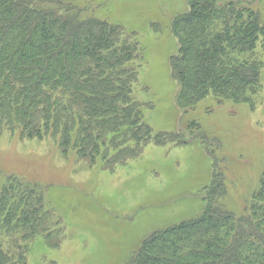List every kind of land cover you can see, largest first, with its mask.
Masks as SVG:
<instances>
[{"label": "trees", "instance_id": "1", "mask_svg": "<svg viewBox=\"0 0 264 264\" xmlns=\"http://www.w3.org/2000/svg\"><path fill=\"white\" fill-rule=\"evenodd\" d=\"M75 1L0 0V136L51 138L64 156L74 151L108 172L140 159L149 145L187 146L181 132L155 133L148 120L154 103L136 95L144 58L139 34L82 18ZM260 2L191 0L173 19L178 51L170 70L179 109L208 95L254 109L264 71ZM200 137L212 159L202 215L152 233L126 264H264V172L237 217L217 202L224 175L207 135ZM53 218L37 185L8 177L0 185V264H29L37 241L60 250L62 220Z\"/></svg>", "mask_w": 264, "mask_h": 264}, {"label": "rangeland", "instance_id": "2", "mask_svg": "<svg viewBox=\"0 0 264 264\" xmlns=\"http://www.w3.org/2000/svg\"><path fill=\"white\" fill-rule=\"evenodd\" d=\"M260 1L255 9L264 16V0ZM190 2L73 3L82 18L107 19L139 34L144 58L136 95L154 103L148 120L155 133L181 132L189 144L149 145L140 159L108 172L79 161L74 151L64 156L51 138L0 136V185L10 176L37 185L54 223L62 220L61 249L49 251L37 241L29 264H45L44 257L57 264H126L152 233L201 216L204 190L211 184L212 159L200 133L210 140L209 149L224 175L225 192L218 204L237 217L245 213L264 172V71L254 109L219 102L213 95L187 110L179 109V86L170 70V58L178 51L171 25L189 10Z\"/></svg>", "mask_w": 264, "mask_h": 264}]
</instances>
